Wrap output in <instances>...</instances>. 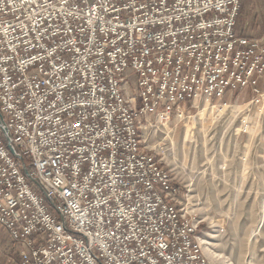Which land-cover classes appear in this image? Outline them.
Here are the masks:
<instances>
[{
    "label": "built area",
    "instance_id": "2783aa9c",
    "mask_svg": "<svg viewBox=\"0 0 264 264\" xmlns=\"http://www.w3.org/2000/svg\"><path fill=\"white\" fill-rule=\"evenodd\" d=\"M243 1L0 0V228L17 264H209L144 130L234 95L264 115Z\"/></svg>",
    "mask_w": 264,
    "mask_h": 264
},
{
    "label": "rangeland",
    "instance_id": "374dc122",
    "mask_svg": "<svg viewBox=\"0 0 264 264\" xmlns=\"http://www.w3.org/2000/svg\"><path fill=\"white\" fill-rule=\"evenodd\" d=\"M134 86L131 77L129 96ZM249 100L205 103L144 130L147 149L182 190L179 206L199 222L209 264H264V115ZM5 234L0 228V264H17Z\"/></svg>",
    "mask_w": 264,
    "mask_h": 264
},
{
    "label": "crops",
    "instance_id": "0c3cea01",
    "mask_svg": "<svg viewBox=\"0 0 264 264\" xmlns=\"http://www.w3.org/2000/svg\"><path fill=\"white\" fill-rule=\"evenodd\" d=\"M237 36L264 40V0H244L236 21ZM7 240L8 236H3Z\"/></svg>",
    "mask_w": 264,
    "mask_h": 264
},
{
    "label": "trees",
    "instance_id": "16d2710c",
    "mask_svg": "<svg viewBox=\"0 0 264 264\" xmlns=\"http://www.w3.org/2000/svg\"><path fill=\"white\" fill-rule=\"evenodd\" d=\"M24 163H25V165H27V160L26 159H24ZM176 188H177V190H178L179 193L182 192V190L177 185H176Z\"/></svg>",
    "mask_w": 264,
    "mask_h": 264
},
{
    "label": "bare ground",
    "instance_id": "6f19581e",
    "mask_svg": "<svg viewBox=\"0 0 264 264\" xmlns=\"http://www.w3.org/2000/svg\"><path fill=\"white\" fill-rule=\"evenodd\" d=\"M180 117H182V115H180ZM199 244H200V247H201V249H202V246H201V244H202V245H206V244H207V242H205V241H201V242H200V239H199Z\"/></svg>",
    "mask_w": 264,
    "mask_h": 264
},
{
    "label": "water",
    "instance_id": "95a60500",
    "mask_svg": "<svg viewBox=\"0 0 264 264\" xmlns=\"http://www.w3.org/2000/svg\"><path fill=\"white\" fill-rule=\"evenodd\" d=\"M0 120H2V116H1V114H0ZM18 158H20V157H18Z\"/></svg>",
    "mask_w": 264,
    "mask_h": 264
}]
</instances>
